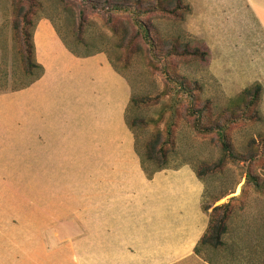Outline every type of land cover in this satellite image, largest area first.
<instances>
[{
    "label": "crops",
    "instance_id": "0c3cea01",
    "mask_svg": "<svg viewBox=\"0 0 264 264\" xmlns=\"http://www.w3.org/2000/svg\"><path fill=\"white\" fill-rule=\"evenodd\" d=\"M185 1L191 12L183 25L192 16L186 36L208 51L210 75L225 88L220 107L238 104L247 88L259 84L263 123L240 128L250 133L249 142L264 136V0ZM34 40L44 75L5 104H16L37 166L48 167L39 171L72 163L58 164L56 157L79 156L95 157L96 172L95 180L80 183L71 211L46 226L39 246L43 264H219L195 252L210 216L203 209L206 185L192 166L164 169L151 180L142 168L126 121L129 80L106 53L74 55L47 18L38 21ZM223 61L228 65L221 81L216 68ZM233 219L224 238L225 264H264V214L242 211L239 228Z\"/></svg>",
    "mask_w": 264,
    "mask_h": 264
},
{
    "label": "rangeland",
    "instance_id": "374dc122",
    "mask_svg": "<svg viewBox=\"0 0 264 264\" xmlns=\"http://www.w3.org/2000/svg\"><path fill=\"white\" fill-rule=\"evenodd\" d=\"M82 2L0 0V73L8 72L7 83L10 88L30 80L29 77L21 75L14 77L15 72L22 73L21 64L14 51L16 5H21L24 9L31 10L33 22L43 18L52 19L64 39L80 55L85 56L101 49L108 52L132 86L136 106L130 113V120H143V124L136 127L140 149H144L145 143L157 133L165 132L171 119L170 106L174 100L168 91L176 87L168 81V72L175 74L176 78L186 77L192 84L199 82L203 87L205 100L211 98L218 107L224 105L225 88L210 75L208 63L204 64L199 59L194 61L178 58L172 60L173 63L168 67L165 61L162 62L163 74L161 67L157 70L147 53L119 46V36L106 26L101 14L87 13L86 19L83 15L81 17L84 6ZM183 22L163 19L154 23L158 24V30L163 37H178L189 34L184 31V25L192 33V16L188 17L184 25ZM80 37L89 43V47L78 46L76 40ZM226 64L228 65V61L218 62L216 68L221 81L225 77ZM17 92L0 93V264H43L40 260L42 250L39 248L43 232L50 222L71 211L73 199L80 196L82 191L80 183L95 180V157H56L58 164L65 163V160L72 163L70 166L63 164L52 167L62 171H39L48 167L37 166L34 143L24 139L26 134L22 132L23 125L18 124L16 104H5L15 103ZM237 130L236 148L246 156L245 145L249 142L250 133L246 129ZM223 158V151L213 140V136L196 135L192 128V119L183 112L178 113L170 166L178 167L189 163L202 172L206 183L203 205L210 207L209 213H212L214 208L230 203L233 220L239 228L242 211L249 209L250 212L264 214V193L254 190L250 182L253 175L264 178V163L263 160L254 163L246 159L243 163L240 160H227L222 169H216L212 173L205 171L207 166L217 164ZM86 169L89 171L84 172ZM247 176L250 181L246 184ZM224 249L209 250L202 255L216 263L225 264L228 259Z\"/></svg>",
    "mask_w": 264,
    "mask_h": 264
},
{
    "label": "trees",
    "instance_id": "16d2710c",
    "mask_svg": "<svg viewBox=\"0 0 264 264\" xmlns=\"http://www.w3.org/2000/svg\"><path fill=\"white\" fill-rule=\"evenodd\" d=\"M84 5L81 9V17L85 18L87 13L101 14L106 21V26L119 36V46L135 49L138 52H145L149 55L156 69L162 70V62L166 65L173 63L174 59H199L202 63H208V51L198 46H194L192 40L186 35L178 37H163L158 30V20L168 19L174 22H183L186 15L191 12V7L185 0H82ZM32 5V3H31ZM34 5V4H33ZM82 7V6H80ZM31 10L24 9L21 5H16L17 22L15 25L16 43L14 45L15 57L21 64L22 73H14V77H29L30 80L20 86L10 88L7 83L8 72L0 73V93L8 91H21L37 82L44 75V68L36 58V45L34 34L38 21L33 22ZM55 26L58 34L66 47L78 57H89L97 53H106L113 67L122 74L113 62L112 58L105 50L89 53L82 56L78 51L70 46L64 39L56 23L49 19ZM167 38V39H166ZM141 42V43H140ZM76 43L89 47V43L82 37ZM15 59V60H16ZM153 64V65H154ZM167 72V71H166ZM164 74V71L162 70ZM168 81L176 89H170L168 94L173 97L170 109L171 119L165 127V132L157 133L149 139L144 149L138 146L139 135L136 127L143 124V120L131 122L130 113L136 106V99L131 98L126 114V121L130 130L136 136V152L140 157L141 165L148 179H153L154 175L164 169L172 168L169 164L171 149L175 144L176 117L178 113L192 119V128L196 135L200 137L213 136V140L219 144L223 151L224 158L217 164L207 166L206 172H213L222 169L227 160L241 163L249 160H263L264 163V136L252 139L248 144L246 156L238 152L232 134L236 128L247 126L250 123H263V118L258 106L262 94V87L255 84L247 88L238 98V104H230L229 107H218L212 102L203 98V87L198 83L192 84L186 77L176 78L170 72ZM168 82V83H169ZM196 86V88L194 87ZM183 107V110H181ZM191 165V164H190ZM197 176L205 183L202 172L191 165ZM252 181L246 177V184L250 181L257 192L264 193V178L251 176ZM245 184V186H246ZM203 209L210 216V225L196 248V254L202 255L209 250L219 251L225 246V234L228 231V224L232 218L233 211L230 203L214 208L209 213L210 207ZM212 261V260H211Z\"/></svg>",
    "mask_w": 264,
    "mask_h": 264
}]
</instances>
